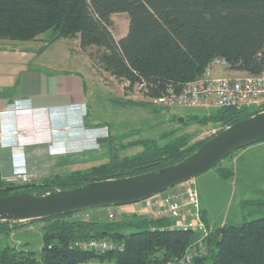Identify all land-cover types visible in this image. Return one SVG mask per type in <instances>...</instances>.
Segmentation results:
<instances>
[{
    "label": "trees",
    "instance_id": "obj_1",
    "mask_svg": "<svg viewBox=\"0 0 264 264\" xmlns=\"http://www.w3.org/2000/svg\"><path fill=\"white\" fill-rule=\"evenodd\" d=\"M116 14L130 18L128 33L119 40L113 32ZM44 34H49L47 46L70 39L78 41L82 52L97 48L99 54L90 55L97 69L128 84V91L143 85L147 96H157L170 85L180 89L220 59L229 71L264 74V0H0V40L43 42ZM254 114L216 110L203 119L195 117L199 123L221 127L204 140L190 144L187 136H181L162 145L148 142L134 156L111 154L107 163L40 183H0V197L20 192L42 195L51 188L70 190L160 170L181 162L227 127ZM111 142L110 136L100 140L101 145ZM215 169L220 177L233 175L231 170ZM74 214L1 222L0 234L8 235L37 222L48 225L43 228L40 258L32 251L0 246V264H181L186 252L200 244L205 252L192 264H264V216L252 220L243 216L240 224L211 227L201 211L207 235L203 230L197 239L195 230L173 225L167 218L149 220L134 214L123 220L108 217L106 223L70 221ZM91 239H107L118 247L104 253L74 247Z\"/></svg>",
    "mask_w": 264,
    "mask_h": 264
},
{
    "label": "rangeland",
    "instance_id": "obj_2",
    "mask_svg": "<svg viewBox=\"0 0 264 264\" xmlns=\"http://www.w3.org/2000/svg\"><path fill=\"white\" fill-rule=\"evenodd\" d=\"M112 20L114 23L113 32L119 40L128 33L129 15L116 14ZM48 40L49 34H44L43 42L37 41L33 47L38 50L43 47L47 49L51 46L46 45ZM98 54L97 48L82 52L77 40L62 39L53 45L48 53V58L45 56L44 61L51 62L53 67L62 68L65 71L78 72L85 80L87 104L80 105V123L78 122L80 129L77 130L82 133L80 141L87 137L82 130L85 125V130L90 133L94 129L101 131L107 127L108 136L112 138L113 142L101 145L100 140L107 137L98 139L97 143L80 142V150L76 152L78 154L54 158L44 163L33 161L31 173L27 170L32 176L29 183H40L46 178H54L57 175L65 176L75 171L99 166L107 163L111 154L122 158L134 156L141 153L145 148V143L148 142H156L162 145L170 139L187 136L190 144H194L221 129L220 125L212 122H208V124L199 123L195 118L203 119L204 116H210L216 111L215 109L172 108L164 110L152 106L149 97L137 87L133 91H128L126 88L128 84L122 83L97 69L90 55L96 57ZM49 56L52 57L49 58ZM211 72L215 76L225 75L227 70L224 66L215 63ZM129 101L148 103L149 106L141 107L126 104ZM263 110L264 107L256 110L255 108L254 110L249 109L245 111V114L258 113ZM52 132L55 133L53 130ZM69 144L71 143L69 142ZM66 149V153H73L70 151L69 145ZM240 151L242 149L223 160L218 166L219 169H228L233 172V175L228 178L220 177L218 170L214 168L186 183L197 190L200 206L207 212L211 227L214 224L216 227L225 224H240L243 222V216L249 220L264 216V205L259 206L257 204L264 202V151L258 152V157L251 163V167L244 172L235 169L237 155ZM18 154L22 164H24L27 161L26 152L19 151ZM17 170L19 171L18 168ZM178 187L170 189L168 192H173ZM248 201H250L249 204L243 207V203ZM137 209L138 203L120 207L95 208L75 213L70 216L69 220L106 223L110 220H116V217L120 215L123 217L134 215L137 213ZM252 210L257 211L252 214ZM112 213L114 218L110 216ZM169 220L173 225H180L177 220ZM187 220L190 221V219ZM192 222L197 229L195 230V237L200 239L203 231L199 229L196 221ZM46 225H48L46 222H37L24 228L15 229L9 235L0 234V246L32 251L36 253L37 258H40L43 248V228ZM85 264L111 263L92 262Z\"/></svg>",
    "mask_w": 264,
    "mask_h": 264
},
{
    "label": "crops",
    "instance_id": "obj_3",
    "mask_svg": "<svg viewBox=\"0 0 264 264\" xmlns=\"http://www.w3.org/2000/svg\"><path fill=\"white\" fill-rule=\"evenodd\" d=\"M36 42L0 40V131L19 127L22 130L20 143L25 145L18 146L20 143L12 137L8 146L0 148L1 184H13L8 180L18 171L19 151L26 152L27 170L31 173L33 161L44 163L78 154L80 150L82 133L77 130L80 129V105L87 104L85 80L78 72L65 71L44 61L56 42L39 50L33 47ZM14 103H25L34 112L6 121L2 113ZM68 145L73 153H66ZM263 151L264 142L242 149L235 169L241 172L249 169L258 152ZM200 210L209 221L202 206ZM212 227H216L215 224Z\"/></svg>",
    "mask_w": 264,
    "mask_h": 264
},
{
    "label": "water",
    "instance_id": "obj_4",
    "mask_svg": "<svg viewBox=\"0 0 264 264\" xmlns=\"http://www.w3.org/2000/svg\"><path fill=\"white\" fill-rule=\"evenodd\" d=\"M227 127L181 162L137 176L98 181L70 190L51 188L0 197V223H25L95 208L137 204L218 167L236 151L264 142V110Z\"/></svg>",
    "mask_w": 264,
    "mask_h": 264
},
{
    "label": "built area",
    "instance_id": "obj_5",
    "mask_svg": "<svg viewBox=\"0 0 264 264\" xmlns=\"http://www.w3.org/2000/svg\"><path fill=\"white\" fill-rule=\"evenodd\" d=\"M224 66L227 70L225 75H212L209 66L204 75L193 82L183 85L180 89L172 85L168 86L165 91L157 96H148L150 104L154 107H160L164 110L172 108L186 109H215L227 110L235 109L237 111H248L249 109L264 107V74L250 75L243 72H232L228 70L227 63L220 59L216 62ZM143 92V85L137 86ZM34 112L27 107L25 103H14L2 113V118L16 119L19 115H30ZM86 138L93 143H97L98 138L108 137V128L96 130L92 133L82 127ZM22 130L15 127L11 130L0 131V148L8 146L10 138H16L17 143L20 142ZM55 131V130H53ZM15 143V144H17ZM31 174L27 170H19L15 172L8 182L13 184H27L31 180ZM189 183V182H188ZM186 184V183H185ZM136 215L144 216L149 220L156 219H174L179 221L184 229L197 230L192 221L198 223L199 229L207 232L201 220L200 198L197 190L186 184L179 186L173 192H165L138 203ZM114 218V214L110 215ZM122 215L117 216L116 220H122ZM187 219H190L188 221ZM74 247L84 251L107 252L118 246L107 239L88 241H79ZM199 247V248H198ZM196 248L190 249L181 259V264H192L194 257L204 254L205 250L200 244Z\"/></svg>",
    "mask_w": 264,
    "mask_h": 264
},
{
    "label": "clouds",
    "instance_id": "obj_6",
    "mask_svg": "<svg viewBox=\"0 0 264 264\" xmlns=\"http://www.w3.org/2000/svg\"><path fill=\"white\" fill-rule=\"evenodd\" d=\"M27 161L24 162V164H22L21 159L19 161L16 162V166L19 170H27Z\"/></svg>",
    "mask_w": 264,
    "mask_h": 264
},
{
    "label": "bare ground",
    "instance_id": "obj_7",
    "mask_svg": "<svg viewBox=\"0 0 264 264\" xmlns=\"http://www.w3.org/2000/svg\"><path fill=\"white\" fill-rule=\"evenodd\" d=\"M22 132V131H21ZM98 139H101V138H98ZM21 142V141H20ZM19 142V143H20ZM80 142H90L88 138H85L83 141H80ZM18 146H25L24 144L20 143L18 144Z\"/></svg>",
    "mask_w": 264,
    "mask_h": 264
}]
</instances>
